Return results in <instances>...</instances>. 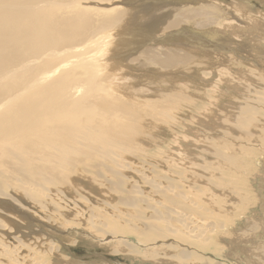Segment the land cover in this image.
Masks as SVG:
<instances>
[{
  "label": "bare ground",
  "instance_id": "1",
  "mask_svg": "<svg viewBox=\"0 0 264 264\" xmlns=\"http://www.w3.org/2000/svg\"><path fill=\"white\" fill-rule=\"evenodd\" d=\"M140 1H142L141 4L144 2L143 0ZM230 1L231 3H228V5L225 4V6L222 7V10H220L221 8L217 9V6L213 8L211 6L212 3H209V0H165L160 6H155L154 9L145 6V4H138L137 0H0V10L6 14L3 15L2 12H0V27L3 29L0 35V48L3 49L1 56L2 59H4L2 64L5 67L3 68L0 63V80H3L5 77V72L7 75H18L21 77L20 79L24 78V81L20 83L18 82V84L16 83L17 80L13 79L15 80L13 85L16 83V86L14 85L15 88L6 97V99L0 98V202L3 200V198L10 196L7 186L12 185L13 187H16V189L18 188L23 190L21 191L23 195L28 192L35 197L32 200L26 197H23V199H25L26 202L27 199L28 201L30 200L29 202H33L34 200V204L39 206L37 208H40V210L44 209L43 214L46 211L45 215H47V217H42V220L44 219L45 222L50 221V219L53 218L63 219L64 217L67 219L66 217L68 216H64L62 213H60V211L62 212V210L66 209V212L69 210V214L71 211L73 216V218L70 216L71 219H74L75 216L74 220H77L74 221L76 222L75 224L72 223L73 220L71 222L70 217H68L70 219L69 222H71L72 225H86L87 228L98 227V232H100L102 222L94 217L96 214L93 212V210H95V206H93L92 209L93 202L92 204L90 203L91 205H85L89 199L87 200L82 195L80 196L78 194L79 192L74 193L76 187L79 188L78 190L80 191L82 190L81 188L83 186H81V184L78 182H70V180H66V174L73 171L75 169V165L77 166L78 164L92 160L90 161L91 164L89 163L90 165L88 164L89 166H86V169H89L90 172H97L98 176L104 177V175L109 174L112 178H117L116 176L121 174L117 173L120 171L118 169L122 168V171L120 172H124L125 170V175L127 174L126 176H128L130 174L129 172L133 169L130 175L131 177H139L144 182L150 179L148 174H150V171H153V164L149 158H147V154L142 159H138L135 155V158L131 156L134 159H138L137 163H134V161L130 158L125 159L124 153L126 152V154L129 155V151H127L125 144H121V141L122 139L125 140L126 138V141L133 140L132 138L137 136L135 135L136 133L142 132L141 129H139L141 127L130 125L132 121L136 122V124L139 126H141V122L145 121L144 124L153 127L156 130L155 133L158 136L172 137L173 133L169 132V130H166L164 126L160 125L164 121H162V118H160L161 112H155L154 116L156 118L153 119H158L157 122L159 123H155V121L150 119L151 116H149L147 113L149 108H155L154 110L161 108L163 111V102L161 101L162 96L151 95L149 90H143L139 88L138 85L143 82H157L163 84L164 81H168L171 87L169 88V91L165 92L167 95L174 94V91H181L185 93V100H188V102H196L190 98L189 90L186 89L190 88V85H188L185 81L193 80L194 82L191 85L193 88L197 89L196 95L200 96L201 89L204 91L205 89L199 86L200 82L198 80V76L204 72L202 71L204 69H194L195 67L193 66L184 65L189 59V56L184 54L194 53L197 49L195 50L191 47H186V45H182L181 42L185 41L188 37L196 38L195 35H198L196 31L185 27H187L194 20L198 19L206 21L209 25H203L201 28L206 27L208 29L215 28L213 26L216 24L221 25L224 28H228L231 25V21H234L235 26L237 27L241 26L242 23H247L248 21H246V18H244L240 23L236 17L230 15L232 10H234V12L237 11L236 13L242 12V6L236 0ZM151 3L148 1L147 5L150 6ZM13 7H16L17 10L13 9ZM71 12H78V14H85V16L83 17V15H77L73 17ZM137 14L144 16L150 15V17L141 18L140 25H134L136 23L135 15ZM246 16H248V14H243V17ZM122 18H135V21L130 23V26L133 27L130 28V26H123L122 30H119V27L118 29H109L111 27L110 23L120 21ZM71 19L76 21L80 20V22L78 29L74 30L70 34V30L65 27L67 23L71 21ZM259 20L264 21V16L259 15ZM258 23V19H253L252 17L251 27L254 28L253 24ZM262 25L263 26L259 28V30L254 28L253 31H246V35L250 37L252 42H254L253 35L256 36L257 42L260 46L259 56H262V51L264 49V24ZM128 29H133L131 34L127 33ZM49 30L51 31L53 38L58 41L53 53L50 49V39L45 33ZM80 30H83L84 36L82 44H78L76 41L77 34ZM100 31L103 32L101 33ZM104 33L107 35L104 39L111 40L112 42H110L107 47L97 51L99 41L103 38ZM69 35L70 41H66V37ZM134 36H139L133 42L134 50L136 49L137 51L136 54L140 55L137 57L136 61L131 60L129 62L124 61L121 63L119 61H109L103 63L100 60L101 55L108 51L111 54H113L111 52L112 50L115 53L120 54L127 46L131 44V37ZM199 40L202 39L200 38ZM208 49L209 48H207V51L199 50V52H207L211 54L212 49ZM196 52L198 53V50ZM55 56L65 58L67 62L65 63L62 61L58 64L53 60ZM233 64L234 66L238 65L236 62H233ZM100 65H104L106 69L104 78L110 79L116 83V85L103 84L104 81L100 77L101 73L98 71ZM212 72L213 75H217L216 71L214 73V70H212ZM220 74H222V72ZM142 78L144 79L142 80ZM226 78L230 79L228 73ZM13 80H5V82L0 81V91H5V89L9 88V85L11 82H13ZM260 83L262 84V82ZM222 84H225L223 87V93L221 94L223 100L225 97L231 94V91L232 93L235 92L234 94H237L238 96V98L236 97L237 99L232 102L233 104L231 103L230 109L226 112V118L230 122L233 121L234 118L241 117V114H239V112H241V108H247L245 109L247 111L254 110L252 107L254 106L255 102L252 103L253 99L249 100L246 93L242 92L240 87L230 85L228 82H224ZM117 91L123 96L119 95ZM145 93L148 94L146 95ZM108 95L114 96L116 101L107 102ZM124 95L128 98L124 97ZM171 96L175 98L177 97V94ZM3 99L4 101H2ZM141 100L145 102V107L141 108L143 115L142 119L139 115L134 117L131 114L121 113L123 119L127 121V124H124L118 120L117 110L115 108H122V106L127 108H136L141 105ZM243 101L246 103L243 104ZM156 103L160 104V107L155 106ZM107 108L110 109L107 110ZM216 113L211 115V120L221 119V115L218 116ZM88 114L98 115L90 117L86 120L85 117L88 116ZM162 114L165 115L164 112ZM247 120L248 122L256 121L255 119ZM163 123H165V121ZM163 130H166L165 133H163ZM221 131L216 133L217 135L215 139L217 142H215V144H218L220 140H224L225 138L223 132ZM145 132L154 131L146 130ZM206 132V130L200 129L198 134L192 135L193 138H191V141H196V139H199L198 137L201 133L204 135L206 134L207 136ZM258 133L259 132L256 131L254 134L257 135ZM167 140L168 139H166V141ZM188 142L184 143L183 146H185L184 148H188V150L185 152V156L190 157V155L195 154V152L192 150L195 147L188 146ZM202 142L203 141H201V143ZM212 142L214 143V141ZM110 144H112V147L106 149L104 148V146H108ZM245 147L249 149L252 146L251 144H246ZM262 150H264L263 146ZM121 156L123 158H120ZM183 157L184 156H182V158ZM206 158H215L216 160L212 162L206 161V164L204 163V166L201 167L202 170L200 171L205 170L206 172L204 171V173L207 174L208 179L211 178L209 181L216 182L218 180H215L216 177L221 178L219 173L223 175V173L226 172V167L223 166L226 164V161L225 159H220V157L217 156L213 157V155ZM190 159L191 158H189L185 164L190 163L195 165L196 158L192 161ZM260 161H262V159ZM162 162L164 164V160H162ZM231 163L236 164V162ZM227 164L228 166L230 165L228 161ZM113 165L116 166L117 169H114L112 167ZM237 166L235 165L233 167L235 170H238V173H245L242 172L244 171V168L241 170V168H237ZM188 167L189 173H191V169L198 170V167ZM208 167L209 169H207ZM77 168L78 167H76V169ZM104 171H106V174L103 173ZM134 172L136 174H133ZM192 173H194V171ZM192 173V177L197 175ZM125 175L121 174V176ZM199 175L201 176L202 174ZM61 177L63 178L61 179ZM197 178H195V180H197ZM200 178L202 179V177ZM123 179L125 178L123 177ZM129 181L130 180L127 181L128 185H131L132 183L133 184L131 186L136 185L135 182H133L134 180L132 182L130 181V183ZM69 185L71 186L70 188L68 187ZM150 185H152L155 190H158V192L155 191L157 194H151L155 199H148L150 196L148 193H145L146 191L144 190V194H147L146 198V195L142 193L143 189H140L139 187H136V189L139 190L134 192L137 193V196L135 195L134 197L141 195L142 198L143 195V197L146 198L145 202L153 201L154 199L156 203H161V201L158 199L159 197L161 198L164 193L159 194L160 188L158 185H153L151 183ZM133 190L134 189L131 191ZM225 192H227V190H225ZM228 195H230L229 192ZM129 197L133 198L131 194L128 195V198ZM37 199L39 200L37 201ZM40 199L41 201H46L44 204L47 205V208L50 206L49 210L45 207L46 205L44 206L43 203V205L40 204ZM141 200L143 201L144 199L142 198ZM157 200L159 202H157ZM188 200L190 203V199ZM236 200L239 199L237 198ZM54 202L58 203L60 208H57L58 206L55 207L53 204ZM97 202H99V200ZM192 202L194 203L193 200ZM240 202L241 199L237 203ZM27 203V207H36L35 205H29L30 203L27 205ZM260 203L263 208L260 210L261 214H259L261 217H264V204L262 202ZM52 204L54 206H52ZM195 204L199 206L198 202H195ZM152 205L155 206V204ZM156 206L158 205L156 204ZM168 206L170 207L171 205ZM168 206L164 207L168 210ZM10 207L13 209V206ZM109 207L110 206H108V208ZM113 208L110 209V211L113 210ZM150 208H152V206ZM4 209V211L7 210V208ZM16 210L18 211V207ZM107 210L108 209H106V211ZM4 211L0 209V264H43L42 260L45 257L46 250L43 251L45 244L41 245L40 243L41 240L44 242L43 238L45 239L46 234L44 233V236H36V229L34 232H32L34 233L35 238L34 236L32 237V234V238H29V235V237H27L28 233L25 235L23 232H20L18 225H16L17 227L15 226L16 223L14 226L19 229V231H14L15 227L10 228V225H13L11 218ZM118 211L119 210L115 209V213L112 212V214L116 216L119 215L118 219L121 220V222L124 220L126 221L125 217L123 218V216L127 214V212L123 214L121 211ZM14 212L15 210L13 211V214ZM170 212L169 214H166H168L169 217L170 215L173 217L172 213L170 214ZM7 213L9 214L8 210ZM31 213L33 214V212ZM160 213L161 212H158V216L161 215ZM189 214L190 212H187L186 216ZM27 215L25 214L24 216ZM120 215L123 216L120 217ZM152 215L151 218L155 219V216ZM116 216L114 217L116 218ZM27 217L29 218V216ZM131 217L132 216H130V218ZM171 217L170 219H173ZM126 218L130 219L127 216ZM188 218L190 219V216ZM112 219L113 218H111V220ZM21 221L22 222L20 223H23V220ZM31 221L33 224V221L36 223L38 222L37 219H31ZM159 221L162 222L161 219ZM186 221L188 222V219ZM40 222L41 221L38 223ZM43 222L44 221H42V223ZM66 222L68 223V220H66ZM28 225L26 224V226ZM106 225L108 226V223L106 224L105 222V226ZM144 225L147 224L143 223V226ZM191 225L192 224L190 222V226ZM48 226L49 225H47L46 228L48 231H54L55 233L60 232L63 234V232L58 231V229ZM159 226H161V224H159ZM190 226L187 224L184 225L183 231L178 230V228L182 229L181 226L178 228L174 227L179 231L180 237H178L181 240L184 239L186 242H190L191 240L192 242L193 240H196V244L203 242V240L200 241L201 239L197 240L199 239L197 236L194 237L196 228L191 229ZM197 228H199V225ZM25 230L26 229H24V231ZM102 230L105 231L104 229ZM178 231L174 233V235H178ZM205 231L207 230L205 229ZM207 232V235H213L214 229L209 228ZM166 233L168 234V232ZM25 237L29 239H26ZM178 237L177 239H179ZM256 237V239H259L260 241L264 240V233H260ZM45 240L48 239L46 238ZM115 242L117 243V241ZM122 242L126 243L124 241ZM192 242L190 245L195 244H192ZM123 243H120V245H124ZM196 244V247L203 248L201 244ZM262 244L263 243H261V245ZM249 245L251 246V243ZM47 246L45 247H47L48 250L51 249V251L54 248L53 244L49 242V240ZM108 246L110 247V245ZM117 246L120 247L119 245ZM123 247L121 252L123 250H128L129 248L128 245L125 247V249H123ZM130 249L132 250V248ZM255 250H257V248ZM181 256H183V254ZM194 256L195 258H198L197 260L202 261V258L198 257L196 254H194L193 257ZM183 258L186 259L184 256ZM183 258H181V260H183ZM107 262L114 264L109 260ZM109 263L101 262L99 264ZM210 264L213 263L210 262Z\"/></svg>",
  "mask_w": 264,
  "mask_h": 264
},
{
  "label": "rangeland",
  "instance_id": "2",
  "mask_svg": "<svg viewBox=\"0 0 264 264\" xmlns=\"http://www.w3.org/2000/svg\"><path fill=\"white\" fill-rule=\"evenodd\" d=\"M137 1L140 5L145 4V6L154 9L155 6H160L162 3H164L165 0H143L144 2L142 4V1ZM148 1L149 3L152 2L150 6L147 5ZM236 1L242 6V9L240 8L242 12L239 11L241 13H236L237 11L234 12V10H232V13L230 15L236 17L240 23L244 18H246V21H248L247 23H242L241 26L237 27L235 26V22L231 21V25L228 28H224L221 25L216 24L215 26H213L215 28L208 29L206 27L201 28L203 25L206 26L209 24H207L206 21L198 19L194 20L187 27H185L196 31L198 35H195L197 39L195 37H188L185 41L181 42V44L184 46L186 45V47H191L195 50L197 49L198 53L196 52V50L194 53L184 54L186 56H189V59L184 65L193 66L195 67L194 69H204L202 70L204 72L198 76V80L200 82L199 86L205 89V91L201 89L200 96L196 95L197 89L193 88V86L191 85L194 81H185L188 85H190V88H186L189 90L190 98L196 102H188V100H185V93L181 91H174V94L167 95L165 92L169 91V88L171 87L168 81H164L163 84L157 82H143L138 85V87L143 90H149L151 95L162 96L161 101L163 102V111L161 108H157V110H154L155 108H149L147 110V113L149 116H151L150 119L153 120L154 118H156L154 116L155 112H161L160 118H162V121L164 120L165 123H163V121L160 125L164 126L166 130H169V132L173 133L172 137L158 136L155 133L156 130L153 127L144 124L145 121L141 122V126L132 121L130 125L141 127L139 129H141L142 132L136 133L135 135L137 136H134L132 138L133 140H130L128 138L130 141H126L127 138L125 140L122 139L121 144H125L127 151H129V155H127L126 152L124 153L125 159L130 158L134 161V163H137L138 159L144 158L147 154V158H149V160L153 164V171H150V174H148V177L150 179L144 182L139 177H131L130 175L133 169L129 172L130 174L128 173L129 175L126 176L127 174L125 175V170L124 172H120L122 171V168H119L118 170L120 171H118L117 173H121L125 176H121V174H118V176H116L117 178H112L109 174H106V171H104L103 173L106 174L104 175V178L102 176H98L97 172H90L89 169H86V166H89L91 164L90 161L92 160H88L87 162L78 164L77 166L75 165V169L66 174V180H70V182H78L79 184H81V186H83L81 188L82 190L80 191L78 190L79 188L76 187L74 193L79 192L78 194L80 196L82 195L87 200L89 199V201H87L85 205L90 203L92 204L93 202L92 209L93 206H95V210H93V212H95L96 214V216L94 217L102 222V227L100 226V232H98V227L87 228L86 225L74 224L73 226L72 223L76 224V222L74 221L77 220H74L75 216L74 219H71V217L73 218L72 213L70 211V215L69 210H67L68 212H66V209H60L62 210V212L60 210L59 211L64 216H71L70 219L71 222L73 220L72 223L69 222L70 219L68 217H66L67 219H65L63 216V219L53 218L50 219V221L45 222L44 219L42 220V217H47V215H45L46 211L43 214L44 209L41 208L42 210H40V208H37L39 206L34 204V200L33 202L31 201L32 203L29 202L30 200L28 201V199L32 200L35 198L32 194L26 192L23 195L21 193V191L23 190L18 188L16 189V187H13L12 185L7 186L10 196L1 200L0 209L4 211V208H7L9 214L7 213V210L4 212H6V214L10 216L11 222L13 223V225H10V228L18 225L20 232H23V234L25 235L28 233L27 237L30 236L29 238H32L33 236L35 238V235L44 236L46 234L45 239L47 238L49 242L53 244L54 248L51 251V249L48 250L47 248L48 240H45L44 238V242H42L41 240L40 244H45L43 247V251L46 250L45 257L42 260L43 264H99L101 262L109 263L107 262L108 260L114 264H210V262H212L213 264H264V240L260 241L259 239H256V236L258 234L264 233V217L260 216V210L263 208L260 202L264 204V150H262V146L264 147V49L262 51V56L260 55V57V46L257 42L256 36L253 35L254 42H252L250 40V37L246 35L247 30L253 31L254 28L256 30H259V28L263 26L262 24H264V21L259 20V15L264 16V0ZM210 2L212 3L211 6L213 8L217 6V9L221 8L220 10H222V7L225 6V4L228 5V3H231L230 0H209V3ZM13 9L17 10L16 7H13ZM0 12H2L3 15H6L3 11L0 10ZM71 14L73 17L77 15H83V17L85 16V14H78V12H71ZM243 14H248V16L243 17ZM145 17H150V15H135L136 23L134 25H140L141 18ZM252 17L253 19H258L259 22L258 24H253L254 28L251 27ZM135 18H122L120 21L110 23L111 27L109 29H118L119 27V30H122L123 26H130V23L135 21ZM79 22L80 20L76 21L71 19V21L67 23L65 28H68L71 34L74 30L78 29ZM132 27L133 26H130V28ZM2 30L3 29L0 27V35L2 33ZM103 31L100 32L102 33ZM132 31L133 29H128L127 33L131 34ZM45 33L50 39V49L53 53L55 46L58 44V41L53 38L50 30ZM106 36L107 35L104 33L102 39H104ZM213 36L219 37L215 38ZM137 37L139 36L131 37V44L127 46L120 54L115 53L113 50L111 51L113 54L108 51L101 55L100 60L103 63L109 61H119L120 63L124 61L129 62L131 60L136 61L137 57L140 56L136 54L137 51L136 49L134 50L133 47V42L137 39ZM83 38V30H80L76 37L77 43L82 44ZM200 38L202 40H199ZM102 39L99 41L97 51L102 50L103 48L107 47L110 42H112L108 39ZM66 41H70V35L66 37ZM207 48H209L208 50H210V48L212 49L211 54L207 52H199V50L207 51ZM2 51L3 49L0 48V63L2 67L5 68L2 64V61L4 60L1 56ZM53 60L58 64L62 61H64L65 63L67 62L65 58H61L59 56H55ZM233 62H236L238 65L234 66ZM211 69L214 70V73L216 71L217 75H213ZM98 71L101 73L100 77L104 81L103 84L116 85V83H114L110 79L104 78L106 74L104 65H100ZM221 72L222 74H220ZM227 73L229 74L230 79L226 78ZM5 74L6 75L3 80L0 81L5 82V80L7 81L15 79L17 80V84L18 82L20 83L24 81V78L20 79L21 77H19L18 75H7L6 72ZM143 79L144 78H142V80ZM15 80L10 83L9 88L5 89V91H0V98L6 99V97L12 92V90L16 86V83L14 84L15 86L13 85ZM224 82H228L230 85L240 87L241 91L246 93L249 100L253 99L252 103H255L252 108L254 110L247 111L245 110L247 108H241V112H239V114H241V117L234 118L233 121L230 122L226 118V112L230 109L231 103L234 102L238 98V96L237 94H234L235 92L232 93L231 91V94L233 95L230 94L223 100L221 94L223 93V87L225 84L222 83ZM260 82H262L263 85ZM145 94L147 95L148 93ZM176 94L177 97L175 98L171 96ZM124 97L128 98L125 95ZM4 99L2 101H4ZM115 101L116 98L114 96L108 95L107 102ZM244 103L246 102L243 101V104ZM140 104L141 105L136 108H127L123 106L122 108H115L117 110L118 120L124 124H127V121L123 119L121 113L131 114L134 117L139 115L142 119L143 115L141 108L145 107V102L141 100ZM155 106L160 107V104L156 103ZM109 109L110 108H107V110ZM218 111H221L222 113L220 112L219 114ZM163 112L165 115L162 114ZM215 113L218 116L221 115V119L211 120V115ZM96 115L98 114H88L85 119L87 120L90 117H94ZM247 119H255L256 121L248 122ZM153 121H155V123H159L157 122L158 119ZM200 129L206 130L207 136L206 134L204 135L203 133H201L198 137L199 139H196V141H191V138H193L192 135L198 134ZM146 130L154 132H145ZM166 130H163V133H165ZM220 131L223 132L225 138L224 140H220L218 144H215V142H217L215 139L217 135L216 133ZM256 131L259 132L257 135L254 134ZM210 135L212 138L210 137ZM166 139L168 140L166 141ZM123 141L126 143H124ZM201 141L205 143H201ZM212 141H214V143ZM187 142L189 143L188 146L195 147L192 149L195 154L190 155V157L185 156V152L188 150V148H184L185 146L183 145ZM246 144H251L252 147L248 149L245 147ZM110 145L104 146V148L106 149L112 147V144ZM134 155L137 156L138 159H134ZM211 155H213V157H220V159H225L226 161V164L223 165L226 167V172L223 173V175L219 173L221 178L216 177L215 180H219H217L216 182L209 181V179L211 178L208 179L207 174L204 173L205 170L200 171L202 170L201 167L204 166V163L206 164V161L212 162L216 160L215 158H206ZM131 156H133L134 158ZM182 156H184L185 158H182ZM120 158L123 157L121 156ZM189 158H191V161L196 158L195 165H192L190 163L187 164L188 166H190V168L198 167V170L191 169V173L194 171V173L192 174H197L198 176L196 175L195 177H192L191 173H189V167L187 166V164H185V162ZM261 159L262 161H260ZM162 160H164V164ZM227 161L230 164L229 166L227 164ZM231 162H236V164H232ZM235 165H238L237 168L240 167L241 170L244 168V171L242 172L245 173H238V170H235V168L233 167ZM76 167L78 168L76 169ZM112 167L114 169H117V167L114 165ZM207 169H209V167ZM133 174L136 173L134 172ZM199 174L202 175L200 176ZM63 177H61V179ZM123 177L125 179H123ZM200 177H202V179ZM127 178L131 182L134 180L133 182H135L136 185L131 186L133 183L131 185H128ZM195 178H197V180H195ZM85 180L88 183H86ZM150 183L159 186V194L164 193L163 196L161 198L159 197L158 199L161 201V203L159 204L155 202V198L154 196H152L154 195V193L157 194L156 192H158V190H155V188H153ZM70 185L68 186L69 188L71 187ZM136 187H139L140 189L142 188L143 194L145 190V193H148V195L151 197H148V199L152 200V198H154L153 201L145 202L147 194H144L146 195V198L142 195V198L144 199L143 201L141 200V195L138 196L139 198L134 197L135 195L137 196V193L134 192H137L136 190H139L136 189ZM131 188L134 190L131 191ZM225 190H227V192H225ZM228 192L230 193V195H228ZM129 194H131L135 200L131 197L128 198ZM23 197L28 198V203L25 199H23ZM186 198L190 199V203ZM237 198L239 200L241 199L240 203H237L239 201L236 200ZM38 200L39 199H37V201ZM98 200L99 202H97ZM158 200L157 202H159ZM192 200L194 201V203L192 202ZM43 201L44 200L41 201V205L46 203V201ZM195 202H198L199 206H197ZM26 203L27 205L30 203L29 205H35L36 207H27ZM53 204L55 205V207L58 206L57 208H60L58 203L54 202ZM53 204L52 206H54ZM152 204H155V206ZM156 204L159 206V208L158 206H156ZM45 205L46 204H44V206ZM168 205L171 206L169 207ZM191 205L194 207H192ZM10 206H13V209ZM108 206L110 207L108 208ZM151 206L153 209L150 208ZM164 206H168L167 208H169V211ZM15 207H18V211ZM45 207L47 208V205ZM99 207L103 210H100ZM112 208L114 211H110V209ZM47 209L49 210L50 206ZM106 209L109 210V213L108 210L106 211ZM115 209L119 210L118 212L121 211L123 214L127 212V214H125L124 216L120 215V217H125L126 221L124 220L123 222H121V220L118 219L119 215L116 216L112 214V212L115 213ZM14 210L15 212L13 214ZM31 212H33L34 215ZM158 212H161L160 216H158ZM164 212L165 214H169V212L170 214L172 213L173 217H171V215L170 217L173 219H170L168 214L165 215ZM185 212L186 214L187 212H190L191 215L189 214L186 216ZM25 214H28L27 216H29V218H32L29 219L27 216H24ZM128 215L132 217L130 218V216ZM151 215L155 216V219H152ZM114 216H116V218ZM126 216L130 219L126 218ZM189 216L190 219L188 218ZM111 218L113 219L111 220ZM31 219H37L38 222H41L36 223L35 221H33L35 224L34 225ZM160 219L163 223L159 221ZM187 219L188 222L186 221ZM21 220H23V223H20L22 222ZM66 220H68V223L71 224L69 225ZM42 221H44L45 224L44 222L42 223ZM105 222L106 224L108 223V226H105ZM190 222L192 224L191 226ZM143 223L147 225L143 226ZM26 224L31 225L26 226ZM43 224L45 225V227ZM159 224H161V226H159ZM177 224L181 226L182 229H179V226ZM186 224L190 226L191 229L196 228L194 237L197 236L199 238L197 240L201 239L200 241L203 240V242H199L196 244V240H193V242L192 240L190 242H186L184 239L181 240L179 238L180 236L178 230L183 231L184 225ZM47 225H49L48 227L58 229V231L63 232V234L60 232L55 233L54 231H48L46 229ZM198 225L199 228H197ZM16 227L14 231H19V229H17ZM174 227H177L178 230ZM208 227L214 229L213 235H207V231L209 229ZM24 229L26 230L24 231ZM102 229H104L105 231H103ZM205 229L207 231H205ZM35 230L36 232L34 235V233L32 232H34ZM176 230L178 231V235H174V233L177 232ZM166 232H168V234ZM27 237L25 238L29 239ZM177 237L179 239H177ZM115 241H117V243ZM122 241L126 243H123ZM191 242L192 244L195 243L196 245L201 244L203 248L196 247L195 244L190 245ZM120 243H123L125 246L122 244L121 246ZM250 243L251 246L249 245ZM261 243L263 244L261 245ZM108 245H110V247ZM117 245H119L120 247H118ZM127 245L129 246L128 250H123L124 252H121L122 247L124 246L123 249H125ZM106 248H108L109 250ZM130 248H132V250ZM256 248L257 250H255ZM182 254L184 257H186V259L181 256ZM194 254L202 258V261L197 260L198 258H195V256L193 257ZM180 257L183 258V260H181Z\"/></svg>",
  "mask_w": 264,
  "mask_h": 264
}]
</instances>
